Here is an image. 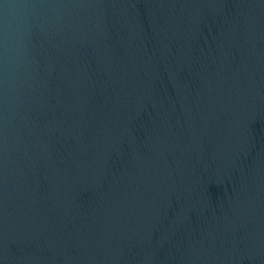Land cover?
<instances>
[{
	"label": "water",
	"instance_id": "95a60500",
	"mask_svg": "<svg viewBox=\"0 0 264 264\" xmlns=\"http://www.w3.org/2000/svg\"><path fill=\"white\" fill-rule=\"evenodd\" d=\"M0 264H264V0H0Z\"/></svg>",
	"mask_w": 264,
	"mask_h": 264
}]
</instances>
